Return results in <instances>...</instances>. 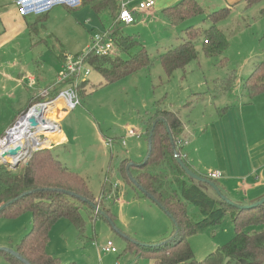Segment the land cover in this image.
Masks as SVG:
<instances>
[{"label":"rangeland","instance_id":"374dc122","mask_svg":"<svg viewBox=\"0 0 264 264\" xmlns=\"http://www.w3.org/2000/svg\"><path fill=\"white\" fill-rule=\"evenodd\" d=\"M16 1L0 0V131L7 125L3 124L8 117L12 118L16 110L27 103L26 89L33 92L19 84L17 75L27 76L28 72L37 75L39 86L34 92L40 95L42 89L54 83L64 61L63 55L81 52L94 33L112 23L110 15L97 14L89 5L76 8L56 5L46 15L27 16V21L37 27L36 31L30 32L18 21L21 18ZM197 1L204 13L181 24L170 23L159 10L146 17L140 12L134 23L119 25L123 35L132 36L144 45L152 57L151 64L110 84L103 82L100 74L91 69L86 95L80 97V105L68 110L61 121L70 140L64 146H52L51 154L85 179L96 200L101 195L102 182L107 180L108 198L105 204L112 220L99 217L89 220L84 212L82 215L86 224L82 235L65 218L54 223L49 232L47 252L60 262L154 264L150 259L124 252L125 237L141 243L159 241L169 235L172 220L138 187L126 182L118 169L124 159L131 162L144 159L148 149L144 121L156 106L176 113L192 134L196 133L198 152H192V158L185 161L195 162H191L192 165L201 169L209 165L217 166V160H221V153L214 151L209 126L213 121L215 127H220L214 117L221 111L216 108L244 106L242 122L248 144L253 139L264 137V93L249 97L244 87V81L255 64L264 63V0L246 11L241 10L242 6H229L227 20L219 25L229 36L228 49L223 53L227 57L226 64H218L222 55L206 57L198 38L195 41L196 59L184 69L175 70L169 77L161 69L157 57L159 53L178 44L187 26L206 28L209 23L203 18L219 8L211 10L208 6L210 0ZM159 100L161 102L157 105ZM200 122L205 125L200 127ZM226 122L224 119L223 127L233 155L230 125ZM231 127L235 134L239 133L237 120ZM220 128L222 131V126ZM129 130L136 135H128ZM53 133L48 134L53 136ZM106 139H111V147ZM216 181L221 182L219 179ZM114 184L118 186L117 193L112 190ZM229 194L226 193L227 198L234 203L243 200L238 192L232 196ZM31 228L28 212L16 217L0 214V247L14 246ZM261 228L252 226L247 230L257 232ZM233 233L231 215L227 213L220 223L190 235L187 240L194 260L205 258L209 252L231 239ZM107 240L113 242L116 252L101 249ZM0 264L12 263L0 254Z\"/></svg>","mask_w":264,"mask_h":264},{"label":"trees","instance_id":"16d2710c","mask_svg":"<svg viewBox=\"0 0 264 264\" xmlns=\"http://www.w3.org/2000/svg\"><path fill=\"white\" fill-rule=\"evenodd\" d=\"M245 1L247 6H251L261 0ZM83 5H89L97 14L110 15L113 22L120 9V0H81L80 6ZM161 12L172 24H181L204 13L197 0H179ZM228 12L229 7L226 6L207 13L203 18L209 23L206 28L187 26L178 44L159 53L158 61L167 77L175 70L184 69L197 58L195 41L198 38L201 40V51L206 57L222 55L218 64H226L227 57L223 53L228 49L229 36L219 25L227 20ZM22 17L27 29L30 32L36 31L35 23L27 21V16ZM119 25L111 23L105 27L112 28L110 38L113 53L91 56L87 60L90 68L96 70L106 84L148 68L152 62L144 45L132 36L123 35ZM68 83H73V79L69 78L58 85L52 83L48 99L55 98ZM88 84L86 78L76 85L79 99L86 95ZM244 87L249 97L264 93V63L255 64L244 81ZM44 100L40 95L29 99L10 125L20 113ZM160 102L157 101V105ZM155 108L144 121L147 145L151 133L150 147L144 159L139 162L124 159L118 170L126 182L133 185L135 182L166 212L172 220V229L168 236L156 242L141 243L125 237L124 252L150 259L154 264H264V202L256 207L239 209L218 196L208 184L190 179L175 158V152L181 150L176 146V141L182 139V123L176 113L158 106ZM50 152V148L33 151L15 168L0 163V214L16 217L28 212L31 217V230L17 244L9 246L28 264H66L47 252L50 229L58 220L67 219L81 235L86 224L82 215L84 212L89 220L97 217L112 220L105 201L97 203L85 179ZM182 160L186 163L184 158ZM210 180L218 186L216 180ZM106 181L101 186L103 195H106ZM79 197L97 204L98 210ZM227 213L231 215L233 223L232 238L209 252L202 260H194L188 237L220 223ZM252 226L262 228L257 232H249L247 229ZM0 254L12 264H24L7 252L0 250Z\"/></svg>","mask_w":264,"mask_h":264},{"label":"built area","instance_id":"2783aa9c","mask_svg":"<svg viewBox=\"0 0 264 264\" xmlns=\"http://www.w3.org/2000/svg\"><path fill=\"white\" fill-rule=\"evenodd\" d=\"M133 0H120V9L115 17L112 25L116 24H131L136 20V14L139 12H148L154 5V0H137L132 6H128L129 2ZM17 11L21 16L29 15H41L47 13L51 8L56 5H63L68 8H76L81 4V0H17ZM111 27L104 28L102 31L94 33L89 43L84 50L76 54H66L64 61L61 64V69L57 74L54 85H58L66 81L69 78L73 79V83H68L67 86L62 88L57 96L53 99H48V88L42 89L40 96L44 97V101L31 105L26 111L20 113L13 124L8 126L4 133L0 135V156L9 148H15L21 146L23 148L20 156L26 154L27 157L33 151H37L42 148H50L53 143L49 141V132H55L59 130L58 124L51 117H42L43 110L50 109L55 101L62 98L64 102L65 110H70L80 105V99L76 92V85L85 80L91 72V68L87 63V60L91 56L109 55L113 53V44L110 38ZM32 117L36 121V125L32 126L29 122V118ZM128 135H136L132 130L128 131ZM106 143L111 147V139H106ZM188 141L184 138L176 141V146L180 149L185 146ZM124 144V141H122ZM179 155L182 158H186V155L180 150ZM19 157V156H18ZM16 157L7 158L9 162H13ZM1 163V161H0ZM11 168V166H8ZM206 177L213 180H218L222 177V172L219 170L209 171ZM118 186L114 184L112 186L113 192L116 191ZM108 195H99L97 197V203L100 201H106ZM115 199L118 200V197ZM105 252H116V248L111 240H107L105 245L101 248ZM115 264H118L117 262Z\"/></svg>","mask_w":264,"mask_h":264},{"label":"crops","instance_id":"0c3cea01","mask_svg":"<svg viewBox=\"0 0 264 264\" xmlns=\"http://www.w3.org/2000/svg\"><path fill=\"white\" fill-rule=\"evenodd\" d=\"M137 0L130 1L128 6H132L135 4ZM179 0H154V5L151 10L148 12H141L143 13V16H149L153 15L155 12L157 13L160 10V13L162 14V10L168 6L173 5ZM262 1V0H261ZM259 1L258 3H260ZM210 4L208 5L211 10L226 6H231V8H238L242 6L241 10H249L251 7L255 6H247L245 0H210ZM157 10V11H155ZM209 10V11H211ZM204 11V9H203ZM140 12L136 14V18L141 14ZM20 21L22 27L27 29V26L25 24V21L22 16H20ZM23 22V23H22ZM25 24V25H24ZM221 28V27H220ZM222 29V28H221ZM240 32V31H239ZM38 42V41H37ZM70 54V53H66ZM63 57H65V55ZM61 67V65H60ZM60 70V69H59ZM17 81L19 84L24 85L25 88L32 89L33 92H28V98L27 102L31 98H35L38 93L34 92L38 90L36 87L39 86L38 76L28 72L27 76H22V74L17 75ZM256 97V96H255ZM26 105V104H25ZM24 105V106H25ZM63 102L60 104H53V106L47 111L49 117H53L52 119L58 124L59 130L55 131L53 134L55 135H49L50 140H53L52 145L50 146V151L52 150V146L59 147L64 146L66 143L69 142V135L67 133L66 128L60 124L65 115L67 114L68 110H65ZM252 105V103L250 104ZM249 105V106H250ZM24 106L19 107L16 110V113L21 110ZM244 109V106H228L224 105L222 107L216 108V110L221 111L214 119L217 120V125L222 126V131H220L214 126L215 123L213 121H210L209 126H211V132L213 136V142H214V151L217 153H221V160H217V166L209 165L206 169H201L200 167L193 166L192 163L189 160L186 161L187 165L190 166L191 169H193L196 173L200 175H206L209 171L213 170H219L222 172V177L219 179L221 182L218 183V187L222 191V193L227 197L226 193H230L229 195L232 196L233 193H240L242 194L243 200H237V203L239 204H248L251 202L256 201L257 199H260L264 197V137L259 139H253L251 144H248V135L246 134L243 122H242V110ZM16 113L13 115L12 118H9L4 122L3 125L7 123L5 128L0 131V135L5 131V129L10 125L12 119L16 115ZM47 116V117H48ZM224 119L227 120L226 124L230 125V137L232 139V147L234 149V154L232 155L229 151L228 144H227V135L226 130L223 127L224 126ZM237 120L238 126H239V133H234V128L231 127L234 123V121ZM182 123V122H181ZM200 127H203L205 124L200 122ZM183 126V133L182 138L186 139L188 143L181 148V151L186 155V158L189 159L192 158L190 155L192 152H198L199 147L197 146V137L196 133L192 134L190 128L188 125H185L182 123ZM202 129V128H201ZM221 133V135H220ZM219 136H223L219 139ZM223 139V140H221ZM222 141L224 145L222 146ZM189 151L192 149V151L189 153L186 149ZM51 153V152H50ZM225 154V155H224ZM217 155V154H216ZM185 158V159H186ZM204 171V172H203ZM118 191V188L116 189V193ZM242 191V192H241ZM98 196V195H97ZM240 196V195H239ZM117 197V196H116ZM243 202V203H241ZM31 218V217H30Z\"/></svg>","mask_w":264,"mask_h":264},{"label":"water","instance_id":"95a60500","mask_svg":"<svg viewBox=\"0 0 264 264\" xmlns=\"http://www.w3.org/2000/svg\"><path fill=\"white\" fill-rule=\"evenodd\" d=\"M29 122L31 123L32 126L36 125V121L34 120V118L30 117L29 118ZM150 137H151V133L148 136V148L150 147ZM23 148H21V146H16L15 148H9L6 151H4L1 156H0V161L2 164H5L7 166H11V168H15L19 163L23 162L26 158L27 155L24 156H20V154L22 153ZM19 156V157H18ZM9 157H16L15 160L13 162H9V160L7 158ZM175 158L177 163L181 166V168L183 169V171L185 172V174L193 180H196L198 182L201 183H206L208 184L216 193L218 196H220L223 200H225L227 203H229L231 206L239 208V209H246V208H251V207H256L257 205L261 204L262 202H264V197L258 199L257 201L242 205L239 203H234L232 201H230L224 194H222L220 192L219 187L213 182L211 181L209 178H206L196 172H194L192 169H190L186 163H184V161L182 160V158L180 157L178 152H175ZM134 185L136 187H138L140 189V191L144 194L147 195V197H149L150 199H152V197L149 194H146V192L140 188L139 186H137V184L135 182H133ZM70 194V193H68ZM81 200H84L86 202H88V204L93 207L95 210H98V205L95 204L94 202H91L83 197H79ZM153 200V199H152ZM154 201V200H153ZM1 208V207H0ZM0 250L7 252L11 255H13L14 257H16L20 262L24 263V264H28V262H26L18 253H16L14 250H12L11 248H7V247H0Z\"/></svg>","mask_w":264,"mask_h":264},{"label":"bare ground","instance_id":"6f19581e","mask_svg":"<svg viewBox=\"0 0 264 264\" xmlns=\"http://www.w3.org/2000/svg\"><path fill=\"white\" fill-rule=\"evenodd\" d=\"M61 102H63V100H62V98H59V99H57L56 100V104L58 105V104H60ZM63 104H64V102H63ZM48 110L45 108L44 110H43V114H42V117L43 118H45L46 116H48L49 114H48V112H47ZM50 133V132H49ZM49 141H51L50 140V137H49Z\"/></svg>","mask_w":264,"mask_h":264}]
</instances>
